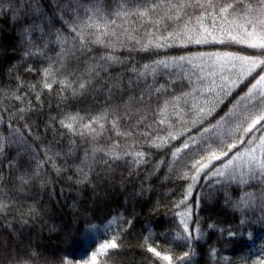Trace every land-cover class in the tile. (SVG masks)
Wrapping results in <instances>:
<instances>
[{
    "label": "trees",
    "instance_id": "trees-1",
    "mask_svg": "<svg viewBox=\"0 0 264 264\" xmlns=\"http://www.w3.org/2000/svg\"><path fill=\"white\" fill-rule=\"evenodd\" d=\"M111 2L106 0L107 5ZM15 3L16 0H0V139L4 143V153L0 155V167L4 174L0 199L9 203L8 211L0 214V243L4 240L8 242L7 251L0 249V264H9L10 260L12 264L16 261L21 264H82L97 246L93 243L89 247L84 243L88 227L92 223L104 225L114 218L117 222L111 226L110 232L97 233L98 239H108L113 235L120 237V248L112 250L108 264H162L147 252L144 244L146 236L153 246L158 245V251L170 249L174 264H184L178 258L185 251L192 253L190 264H260L264 261V184L258 180L244 185L235 181L225 182L219 177L205 182L202 177L188 200L193 211L186 222L190 229H195L193 238L176 239L178 232L184 235L181 217L177 215L184 206L176 208L175 205L183 198L190 183L182 177L189 172L194 158L199 159V153L186 151L181 153L180 160L172 162L171 152L181 145L185 136L197 135L198 129L203 127L193 123L196 118L194 113L189 112L184 121L174 119V126L166 129L153 124L149 114L146 123L150 127L140 126L134 137L122 138L113 131H105L95 141L87 135H73L60 124L66 115L77 113L87 122L103 111L106 103L122 104L130 96H139V89L144 87L145 82L139 81V87H135L137 80L131 71L133 68L141 70L144 65H152L157 60L235 50L237 46L194 44L176 39L167 42L173 45L171 47L142 50V44L155 39V36L148 35L150 30H155L145 24L143 29L132 33L135 39L128 40L125 34L121 37L123 43H117L115 47L93 44L87 60L71 63L72 69L82 72L87 63L98 61L103 56L118 58L119 62L112 63L107 72L101 73L105 77L101 84L110 86L119 82L120 87L115 90L117 94L112 100H108L107 91L99 89V85L94 91L73 97L72 90L63 89L59 83L53 84L51 91L43 87L42 70L58 59L60 45L56 43L54 34L42 36L40 32H34L21 39V28L14 20L13 9L8 7ZM41 3L51 15L48 0H41ZM105 12L110 14L111 8L106 7ZM118 23L123 24L124 21ZM208 23H211L210 18ZM126 26L131 27V23ZM115 31L119 33L121 29L115 28ZM215 34L220 36L219 32ZM65 35H69L67 31ZM136 40L141 43L137 44ZM29 50L32 55L25 54ZM30 66L35 71H29ZM53 67H56L54 63ZM10 68L13 69L11 72ZM182 68L191 74V65L184 64ZM179 71V68H158L155 86L168 85L172 73ZM65 74L52 78L63 80ZM130 80L133 88H129ZM152 82L153 77L149 76L147 83ZM31 85H37V89L32 90ZM188 86V81H184L182 86L173 85L169 91L178 95ZM37 92L39 100L36 99ZM13 94L23 95V101L15 99ZM22 107L31 108L23 119L18 111ZM151 108L155 109V101ZM225 110L227 107L221 105L215 116L224 115ZM106 127L110 129L111 125ZM168 131L183 135L164 148L149 146L151 139L157 135L166 136ZM20 139L23 143H12ZM202 143L207 147V140ZM113 144L118 145L115 149L118 152L133 149L146 152L147 163L136 168L125 163V160H131V157H125L109 161V167L104 163L109 159L104 152L92 156L93 145L110 148ZM86 151L89 153L87 158ZM17 152L21 156L17 157ZM49 155L53 159L50 160ZM9 158L18 159L29 166L30 171L36 170L38 162H42L40 176L31 185H26L24 191L18 190L15 176L9 175L10 169L5 163ZM215 163L219 165L222 162ZM218 179L221 182L215 183ZM208 184L213 186L208 187ZM249 192L256 199L246 205L244 201L249 199ZM197 193L200 194L198 208L195 203ZM32 208L34 211H29ZM127 220L133 221L131 227L125 223ZM121 225L127 231H123Z\"/></svg>",
    "mask_w": 264,
    "mask_h": 264
},
{
    "label": "snow or ice",
    "instance_id": "snow-or-ice-1",
    "mask_svg": "<svg viewBox=\"0 0 264 264\" xmlns=\"http://www.w3.org/2000/svg\"><path fill=\"white\" fill-rule=\"evenodd\" d=\"M48 6L52 8L51 15L41 0H16L15 5H8L13 9L14 20L21 28V39L34 32H40L42 36L55 35L56 43L60 45L58 59L43 68L41 83L49 91L52 90L53 84L59 83L63 89H71L73 97L94 91L99 85L101 90L107 91L108 100H112L119 82L110 86L101 84L100 81L105 79L101 73L107 72L112 63L119 62L118 58L103 56L98 61L87 63L82 72L72 69L71 63L87 60L93 44L106 48L115 47L117 43H123L121 37L125 34L128 40L135 39L132 33L143 29L145 24L155 30L148 32V35L155 36V39L142 44V50L171 47L173 45L167 42L176 39L194 44L220 43L237 46L235 50L157 60L152 65H144L141 70L133 68L131 71L137 80L135 87H139V81L145 82L144 87L139 89V96H130L122 104L106 103L104 110L87 122L78 113L68 114L60 120L61 126L69 133L82 137L87 135L95 141L105 131H113L122 138L134 137L140 126L150 127L146 123L149 114L152 123L159 125L161 129L173 127L174 119L184 121L189 112L195 114L193 123H199L203 127L198 129L197 135L185 136L181 145L174 147L171 152L172 162L180 160L181 153L186 151L199 153V159L194 158L189 172L184 173L182 177L190 183L183 198L175 205L176 208L184 206L183 210L177 213L181 217L184 235L178 232L176 239L193 238L195 229H190L186 222L193 211L188 200L202 177L205 182L212 177H219L225 182L235 181L244 185H250L251 181L256 180L264 184V0H112L111 5H107L106 0H48ZM106 7L111 8L110 14L105 12ZM129 23L131 27L126 26ZM57 24L60 26L57 27ZM173 25L176 27L169 31ZM113 26L121 31L117 33ZM88 29L94 31L89 32ZM65 31L69 35H65ZM156 32H159V35H155ZM216 32L220 33L219 37ZM136 43L141 42L136 40ZM25 54L33 53L29 50ZM184 64L191 65V74L183 70ZM158 68H179L180 71L172 73L168 85L155 86ZM12 70L10 68L9 72ZM28 70L35 71L31 66ZM57 74H65L64 79H53ZM149 76L153 77L152 83H147ZM184 81H188L187 89L181 90L178 95L175 91H169L173 85L182 86ZM20 86H23L22 82ZM30 87L32 90L37 89V85ZM133 87L130 80L129 88ZM13 95L17 100L24 99L23 95ZM36 99H40L39 92ZM153 101L154 110L151 108ZM221 105L226 106L227 111L224 115L216 117L215 114ZM145 108L148 109L147 112L144 111ZM30 110V107L19 108L20 118L23 119L24 114ZM125 120L128 123H123ZM107 124L111 125L110 129L106 127ZM179 135L183 133L168 131L166 136L157 135L149 141V146L158 149L167 147L172 140L178 139ZM204 140L208 141L207 147L202 143ZM12 143H23V140H14ZM117 147L116 144L110 148L93 145L92 156L104 152L109 158L104 163L109 167V161L115 162L125 157H131V160H125V163L136 168L147 163L146 152L139 149L118 152L115 150ZM3 153L4 143L0 139V155ZM88 155L86 151L85 157ZM19 156L21 153L17 152V157ZM48 158L51 160L53 156L49 155ZM216 161L222 163L217 165ZM5 163L10 169L9 175L15 176L19 191H24L26 185H31L40 176L39 167L42 162H38L37 169L33 171L18 159L9 158ZM3 181L4 174L0 167V184ZM220 182L219 179L215 181ZM212 186L208 184V187ZM2 192L0 188V195ZM247 196L249 199L244 201L246 205L256 199L251 192L247 193ZM195 203L198 208L199 193ZM8 209L9 203L0 199V214H5ZM29 211H34V208ZM116 222L115 218L108 222L105 234L111 231V226ZM125 223L131 227L133 221L127 220ZM121 229L127 231L123 225ZM119 239V235L98 239L95 226H92L85 234L84 243L89 247L93 243L97 246L82 264H108L113 255L112 250L120 248ZM7 243L6 240L0 243V249L7 251ZM144 244L147 252L162 264H174V259L169 254L170 249L166 252L158 251V245L153 246L148 236L145 237ZM33 254L36 253L33 251ZM191 255L190 251H185L178 259L184 264H190ZM9 264H12L11 260ZM16 264L21 262L16 261ZM260 264H264V261Z\"/></svg>",
    "mask_w": 264,
    "mask_h": 264
},
{
    "label": "rangeland",
    "instance_id": "rangeland-1",
    "mask_svg": "<svg viewBox=\"0 0 264 264\" xmlns=\"http://www.w3.org/2000/svg\"><path fill=\"white\" fill-rule=\"evenodd\" d=\"M109 221H110V220H109ZM109 221H108V222H109ZM108 222H107L106 224H104V225H97V224H95V223H92V224L88 227L87 232L89 231V229H90L92 226H95V235H96V237H97V233H98L99 231L103 232V231L105 230V227L108 225ZM248 238H250L249 235H248Z\"/></svg>",
    "mask_w": 264,
    "mask_h": 264
},
{
    "label": "bare ground",
    "instance_id": "bare-ground-1",
    "mask_svg": "<svg viewBox=\"0 0 264 264\" xmlns=\"http://www.w3.org/2000/svg\"><path fill=\"white\" fill-rule=\"evenodd\" d=\"M128 70V69H127ZM152 78V77H151ZM133 83V82H132ZM135 84V83H134ZM120 87V86H119ZM100 89V88H99ZM99 91V90H98ZM122 91V90H121ZM132 92V91H131ZM116 93V92H115ZM117 94V93H116ZM104 95V94H103ZM107 96V95H106ZM118 96V95H117ZM124 98V97H123ZM107 102V101H106ZM112 103V102H111ZM105 106V105H104ZM98 109V108H97ZM97 111H99V110H97ZM226 111V110H225ZM56 162H58V161H56ZM57 164V163H56ZM50 165V164H49ZM52 167V166H51ZM59 172V171H58ZM56 175V174H55Z\"/></svg>",
    "mask_w": 264,
    "mask_h": 264
}]
</instances>
